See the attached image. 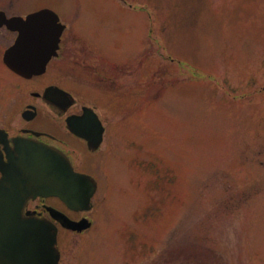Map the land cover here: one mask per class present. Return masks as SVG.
<instances>
[{"label": "rangeland", "instance_id": "obj_1", "mask_svg": "<svg viewBox=\"0 0 264 264\" xmlns=\"http://www.w3.org/2000/svg\"><path fill=\"white\" fill-rule=\"evenodd\" d=\"M63 1L0 0V10L65 19ZM81 13L93 48L144 75L147 101L121 113L124 153L83 165L103 184L95 228L62 231L61 264H264V0H94ZM11 39L0 29L2 50ZM2 54L0 126L32 89L13 82ZM152 160L156 180L136 168Z\"/></svg>", "mask_w": 264, "mask_h": 264}, {"label": "flooded vegetation", "instance_id": "obj_2", "mask_svg": "<svg viewBox=\"0 0 264 264\" xmlns=\"http://www.w3.org/2000/svg\"><path fill=\"white\" fill-rule=\"evenodd\" d=\"M89 2L94 0L66 2L65 19L57 11L42 8L54 11L59 16L60 23L66 26L56 54L52 56L42 74L30 78L23 77L9 69L4 64L3 58L1 60L10 76L14 78L15 84L17 82L24 89L32 87L23 94L25 96L18 97L20 112L16 115L11 113L9 118L4 119L5 124L0 126L1 210L7 205L9 194L14 191L17 180L11 177L12 186L3 184L6 174L4 169L12 162H21L25 159L24 152L16 151L17 144L27 143L37 148L59 151L68 157L76 172L92 177L97 184L91 201L92 209L75 211L69 209L57 197L38 196L30 198L25 203L23 213L26 217L51 219L49 208L57 209L66 213L71 219L81 222L79 227L84 230L80 231L82 236L95 228L92 213L97 193L103 186L101 177L97 175L98 170L89 172L82 167L89 156L91 162V157L94 155L124 153L121 113L124 109H132L134 103L142 108L141 106L147 101L145 89L148 86L144 75L134 72V67L127 63L128 59L115 60L105 48L99 50L90 45L94 37L83 29L87 26L85 22L89 21L91 29L93 24L91 20H84L81 13L82 9L87 10ZM76 5L79 6L77 11L72 8ZM42 9L22 16L27 17ZM0 12L8 16L6 11L0 10ZM99 14L94 20L109 26L108 29L111 28L112 33L111 20L106 15ZM15 16L18 15L8 17ZM0 29L12 36L8 46L3 50L0 48L4 56L5 52L16 43L19 32L7 27ZM95 34L96 37L99 36L98 32ZM114 34L112 33V37ZM140 78L143 89L139 86ZM127 118L129 121L135 120L129 118V115ZM129 168L131 169L130 166ZM1 214L8 216L13 212L1 211ZM52 221L58 226L60 244L62 231L68 230L63 229L58 222ZM89 223L91 226L85 228Z\"/></svg>", "mask_w": 264, "mask_h": 264}, {"label": "water", "instance_id": "obj_3", "mask_svg": "<svg viewBox=\"0 0 264 264\" xmlns=\"http://www.w3.org/2000/svg\"><path fill=\"white\" fill-rule=\"evenodd\" d=\"M19 32L16 44L5 56V63L15 72L32 77L42 74L56 54L65 29L59 17L51 10H42L27 18H7L0 13V27ZM25 153L21 162H12L4 171L3 184L13 185L7 205L0 203V264H59L58 228L48 219L28 218L25 203L39 195L59 197L73 210L91 209V199L97 184L86 175L74 171L62 153L33 144L18 143L17 150ZM12 177V178H11ZM51 216L63 227L80 231L79 222L64 213L49 208ZM11 211L12 215H2Z\"/></svg>", "mask_w": 264, "mask_h": 264}, {"label": "trees", "instance_id": "obj_4", "mask_svg": "<svg viewBox=\"0 0 264 264\" xmlns=\"http://www.w3.org/2000/svg\"><path fill=\"white\" fill-rule=\"evenodd\" d=\"M152 185H153V184H152ZM146 215H147V214H146ZM132 239H134V240H135V237L133 236V237H132Z\"/></svg>", "mask_w": 264, "mask_h": 264}]
</instances>
